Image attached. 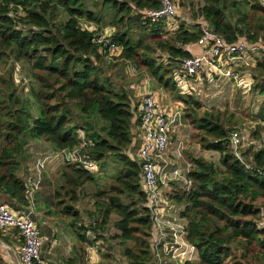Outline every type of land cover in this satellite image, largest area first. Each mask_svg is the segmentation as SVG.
Returning a JSON list of instances; mask_svg holds the SVG:
<instances>
[{
    "label": "trees",
    "instance_id": "trees-1",
    "mask_svg": "<svg viewBox=\"0 0 264 264\" xmlns=\"http://www.w3.org/2000/svg\"><path fill=\"white\" fill-rule=\"evenodd\" d=\"M204 2L200 16L190 24L193 26L186 27L184 22L179 30L168 33L160 22L141 20V12L160 8L158 0H102L113 9L111 24L120 27L110 39L122 49L121 58L138 64L159 88L168 92L178 91L172 74L181 59L193 55L187 47L195 45L201 37L199 18L228 44L245 41L264 46V6L260 0ZM86 3L87 0H0V62L10 56L16 63H27L32 70L30 80L39 86L38 90L30 88L37 106L36 118L31 115L29 100L15 97L17 89L13 84L8 85L13 88L8 100L0 99V141L7 143L0 152V193L13 201L15 208L27 207L26 185L19 177L18 162L26 158V141H43L56 152L73 151L81 145L78 132L82 130L87 141L84 156L98 164L108 155L115 156L123 166L115 184L96 197L106 199L102 203V223L97 221L89 227L82 223L77 206L81 188L96 184L98 173L67 164L62 173L65 182L57 189L54 200L60 210L58 214L63 215L67 228L83 246L75 250V256L67 263H84L86 248L96 244L88 239L87 233L90 230L104 233L115 215L118 221L113 226L118 234L112 240L135 243L134 248L125 250V258L130 264H151L153 213L143 191L141 164L136 156L130 155L140 125L138 102L125 89L117 93L100 81L98 67L107 60L101 53L102 46L94 42L96 32L88 31L83 25L100 26L102 19ZM232 10L238 15L235 21L228 15ZM134 15L138 16L137 25L148 29L150 38L157 41L154 50L142 40L132 38ZM156 51L168 56L167 65L161 58L152 56ZM250 71L256 83L252 94H256L257 83L260 79L264 81V58ZM5 83L4 79L0 80L3 98ZM261 91L259 94H264V85ZM177 98L185 106L192 104L191 111L186 106L184 118L197 131L196 142L204 150L220 154L222 166L218 169L204 158H192L188 174L191 190L187 192L173 184L176 190L168 194L170 203L185 207L181 217L188 223L187 240L198 253L199 260L185 264H243L249 257L264 264V226H261L264 142L259 149L249 147L240 160L230 141L239 130L238 120L229 109L199 114L201 102L192 97ZM74 110L83 116L85 127L75 124ZM93 116L105 124L100 131L89 123ZM259 119L262 126L256 128L255 138L264 135V107ZM126 199L128 202L123 201ZM233 245L242 247L244 254L240 258L233 256Z\"/></svg>",
    "mask_w": 264,
    "mask_h": 264
},
{
    "label": "built area",
    "instance_id": "built-area-1",
    "mask_svg": "<svg viewBox=\"0 0 264 264\" xmlns=\"http://www.w3.org/2000/svg\"><path fill=\"white\" fill-rule=\"evenodd\" d=\"M159 9H149L141 12L142 21L162 23L168 33H174L180 28L177 20L178 12L172 0H158ZM264 6V0H260ZM90 32H96L94 42L101 45V53L108 63H116L120 59L121 48L113 44V30L100 32L94 25H83ZM201 49L198 54L184 57L179 61L172 78L182 95L192 97L205 103L204 95L207 89L218 81L231 83L242 92L243 98L249 97L255 85L251 69L264 58V46L239 41L228 44L217 35L209 25L201 23V37L195 44ZM165 65L169 63L168 56L161 58ZM130 77L139 75L135 66H129ZM138 85V84H137ZM135 96L140 113V128L143 133L142 146L137 158L141 164L143 191L148 195L149 207L154 220L153 255L155 264H185L196 259V248L187 240V220L181 217L184 206H173L169 193L176 190L172 184L180 183L185 191H190L192 182L188 174L192 165L183 170L172 167L169 153L172 149V136L178 135L183 127L184 108L174 112L162 109L157 93L151 87L148 79L142 86H136ZM246 98V99H247ZM81 145L73 151H59L39 159L25 177L26 194L30 201L42 188L43 170L52 159L59 158L63 162L97 173L98 162L88 159L82 154L87 146L85 132L80 130ZM234 154L243 160V149L250 143L245 142L243 132L235 131L231 138ZM177 155L182 157L185 142L179 140ZM247 146V147H246ZM246 147V148H245ZM171 185V188H170ZM169 189V191H166ZM31 201V202H32ZM34 208L25 211H13L5 204H0V230L17 231L23 241L19 249L21 264H49L42 257L43 240L37 222L33 219Z\"/></svg>",
    "mask_w": 264,
    "mask_h": 264
},
{
    "label": "rangeland",
    "instance_id": "rangeland-1",
    "mask_svg": "<svg viewBox=\"0 0 264 264\" xmlns=\"http://www.w3.org/2000/svg\"><path fill=\"white\" fill-rule=\"evenodd\" d=\"M177 7V12H179V15L177 17V20L179 21L180 25L184 24L185 19H192L190 22H193V19H197L200 16V10L205 5L204 0H172ZM87 7L90 11L95 12L98 16H100V27L104 28L107 26H113L112 23V17L114 15L113 9L110 8L109 5H104L102 3V0H87ZM244 10V8H243ZM229 16L232 17V20L235 21L238 17L237 13L232 10L228 13ZM180 18V19H178ZM62 20H65V16H62ZM142 20V19H141ZM138 16H133V28H131L132 33L131 36L135 41L142 40L144 44H149L151 46V50H154L155 44L157 41L152 40L150 38V32L147 30H144V28H140L138 24ZM199 23L204 22L202 18L198 19ZM205 23V22H204ZM87 25H91L87 23ZM193 25L186 24V27H191ZM120 28V27H118ZM115 27L116 31L118 32L120 29ZM156 58H164L166 57L165 53H157V51L152 55ZM140 62V59H139ZM138 62V63H139ZM129 66H135L137 69L139 75L138 79L131 80L130 73L128 70ZM99 78L100 81L105 84L106 86H109L111 90L120 93L122 92V89L129 88L131 84L137 83L140 80H143L145 76H148L146 71L141 67H138V64L124 60L120 61V59L116 63L108 64L106 62L101 63L99 65ZM32 73V70L25 62H14L10 56H6L1 62H0V80L4 79L5 84L3 86V93L6 94V97L3 98L0 96L1 100H8V96L13 93V88L8 85H14V87L17 89V92H15V97H19L20 101L24 99L29 100V105H31V115L33 118H36L37 112H36V104L35 101L32 100V96L30 93V88H35L38 90V84L34 83L30 80L29 76ZM252 74V73H251ZM138 80V81H137ZM256 85V83H255ZM262 85H264L263 79H260L257 83L258 89L256 94H252L247 100L246 98L241 95L237 89L235 90V97L232 101V103H226L223 101H220L218 104L217 102L214 103L213 107L210 108L205 103L202 104V108L198 110L199 114L204 113L205 111H211V110H221L224 111L226 109H229L230 112L234 114V116L238 120V126L236 127L239 129L238 131L243 132V135L245 137V142L249 141L250 145L241 151L247 150L251 146H255L257 149H259L262 146V142H264V135L260 136L261 138H255L254 132L256 131V128L258 126H262V123L259 119V115L264 107V94H259L262 91ZM131 90V89H130ZM130 92H133L132 90ZM173 98H177L179 92H171ZM183 98L188 99L189 97L184 95ZM137 101V99H135ZM262 100L263 103H258ZM163 99H161V104L163 103ZM2 101H0L1 103ZM15 102V101H14ZM138 102V101H137ZM189 107V105H186ZM183 104L184 110H186V107ZM24 107V104L20 106L19 108ZM192 104L189 107L188 111H191ZM18 109V108H17ZM74 122L75 124L81 125L85 127V123L82 120V115L79 111L74 110ZM32 121V120H31ZM186 130L184 132L185 136L179 138L177 136L174 138V143L172 146V149L170 150L169 156H171L172 161V167L174 168H180L181 170L183 168H186L188 164L192 162V158L198 159V158H204L209 162H213L216 164L218 169H222V166L219 163L220 160V154L214 151H207L202 148L200 144H198L195 140V133L197 132L194 129L193 124L190 120L187 119ZM89 123L95 127L97 131H100L101 128L105 125L100 119L96 116H93L92 119L89 121ZM139 135V133H138ZM137 141H135V147L130 151V155L137 157V151L141 148L142 142L140 137H137ZM182 140L185 142V150L183 152L182 157H178L177 155V145L175 142H179V140ZM178 140V141H177ZM27 144L25 145V143ZM24 143L25 145V152H26V158L23 160L18 159V162L20 163L21 168L23 169V172L27 168L28 163H35L40 158H45L48 155H53L52 153L55 152V150L51 147V149H47L45 146V142L40 141L37 145L34 144L36 141H32L28 139ZM7 143L3 140L0 141V152L2 151V148ZM48 146V145H47ZM28 148V149H27ZM255 148V149H256ZM30 151L32 154V158L27 159V152ZM171 154V155H170ZM27 159V160H26ZM174 161H173V160ZM27 161V162H26ZM29 161V162H28ZM51 161H57L62 162L61 159L55 158ZM50 161V162H51ZM48 164V163H47ZM122 163L119 162L118 159L115 158V156L108 155V158L105 159V161L100 163L101 169H99L98 174L96 175V184H90L86 185L83 188H81V194H80V200L78 204V208L82 214V223H85L87 226H95L96 222L102 223V215H101V209L102 203L106 201V199L99 200L98 194L101 191H108L110 187H112L113 184H115L116 180L118 179V176L120 174V171L122 170ZM67 164H65L63 171L67 169ZM46 183V182H45ZM124 202H128V200H123ZM51 198H47L43 202V206H46L48 208L51 206ZM171 205H173L171 203ZM175 206V205H173ZM23 210V208H22ZM14 211H19L14 209ZM21 211V210H20ZM25 211V210H23ZM33 219L38 222L37 217L35 216V213L32 215ZM68 218L67 220H69ZM66 220V221H67ZM71 221V220H70ZM118 221V217L113 215L111 217V223L108 225V230L104 231V233H95L93 231H89L87 233L88 238L91 241H95L102 243L101 246H99L98 250V262L97 264H130V262L125 258L124 253L127 248H134L135 243L134 242H125V243H119L118 241H113L112 237L117 235L118 232L114 229V223ZM261 226H264V216L261 219ZM106 228V229H107ZM60 241H63L67 244L66 238L63 236L62 233L58 234ZM96 236H101L100 239H96ZM102 241V242H101ZM96 245V244H95ZM93 247V246H92ZM46 248V247H45ZM233 250V256H237L240 258L244 251L241 246H232ZM86 264H91V262H95L96 256L94 254L89 255V251L86 250ZM44 256V244L42 246V257ZM151 264H155L154 255L152 258ZM199 260V258L197 259ZM247 262L244 261L243 264H260L257 262H254L252 257H249L246 259ZM95 264V263H94Z\"/></svg>",
    "mask_w": 264,
    "mask_h": 264
},
{
    "label": "crops",
    "instance_id": "crops-1",
    "mask_svg": "<svg viewBox=\"0 0 264 264\" xmlns=\"http://www.w3.org/2000/svg\"><path fill=\"white\" fill-rule=\"evenodd\" d=\"M178 19H180V18H178ZM190 20L191 19H185L182 21H184L186 24H193V22H190ZM97 28H99L100 32H103V33L107 32V31L111 32V30H113L114 34L116 32V29L114 26H107L104 28L97 26ZM187 50H189L193 54H198L201 52V49L195 45H192L190 47L188 46ZM119 54H120V61H123V59L121 58L122 49L119 51ZM107 63H108V61H107ZM108 64H111V63H108ZM128 70H129V67H128ZM129 73H130V70H129ZM129 78H131V80H136V79H138V76L137 77H129ZM148 79L151 81L152 89L157 93V96L159 99V104H160L162 109H165L166 111H169V112H174L177 109L182 107V105L184 104L182 101L178 100V98H176V99L173 98L171 92H168L162 88H159L157 86V84L149 76H145L143 78V80H140L137 83H133V84H131V86L129 88L126 87L124 89L128 93H130L135 99H137V97L135 96V89L134 88L136 86H142L146 82V80H148ZM130 89L133 92H130L131 91ZM177 89H178V87H177ZM236 89L237 88H235L231 83H225L224 84L221 81H218L215 85L211 86L209 89L204 91L205 92L204 101H206V104L208 106H210V108L213 107L214 103L217 102V104H218L220 101L225 102V104L226 103H232V101L235 97V90ZM237 91H239L242 95V92L240 90L237 89ZM177 92H179L178 96H181V97L184 96V95H182V93L180 92L179 89ZM251 95H252V93L249 95V97ZM161 99L164 100L162 104H161ZM247 99H245V100H247ZM258 103L261 104L263 102L261 100ZM138 116L140 119V113L139 112H138ZM187 122H188L187 119L183 118V127L179 131L178 135L174 134L172 136V143H174V141H175L174 138H176L177 136H179V138H181L182 133H183V136L186 137L184 134V132L186 130V127H185L186 125H184V124ZM138 133H139V135H138ZM137 137H140L141 142H143V133L141 131L140 125H138L137 129H136L135 141L138 140ZM178 140H180V139H178ZM39 142L40 141H36L34 144L37 145ZM176 143L177 142H175V144ZM45 146L47 147V149H51V146L50 145L47 146L46 143H45ZM138 151H139V149H138ZM138 151H137V154H138ZM169 157H171V156H169ZM28 158H32V154L30 151L27 152V159ZM40 159H42V158H40ZM170 160H171V158H170ZM36 163L37 162H35L33 164L28 163L27 168L24 172H23V169L21 167L19 168V177L22 179L23 182H25V177L30 174V170H32L34 168V165ZM65 164H67V163H65L63 161L62 162L51 161L47 164L46 168L43 170V180H42L41 190L36 194L35 199L33 201L31 200L32 202L30 201V199L28 198V196L26 194V197L28 198V206L23 208V210H26L28 208H32V209L34 208L33 211L35 213V216L38 219L37 224H38L39 229L41 231L42 240H43V244H44V256H43V258H45V260L49 264H68L67 263L68 260L75 256V250L80 248V247L83 248L82 245L80 246L78 244L77 238L67 228L68 222H65V219L62 218L63 215L58 214V213H60L59 212L60 210L59 211L57 210V203L54 200V196L56 195L57 189L60 186H62L65 182V180L62 178V173L64 172L63 169H64ZM99 169H101L100 164H99ZM184 169L185 168H183V170ZM177 184L179 185V187L182 185L180 183H177ZM170 188H171V185H170ZM166 191H169V189H167ZM1 193H0V204H5L9 207L10 210L14 211V209H15V207L13 205L14 202L9 200V198L7 196H5ZM47 198H51V202H52L51 206L48 207L49 208L48 210L46 209V206H43V202ZM77 208H78V206H77ZM16 210L23 211L21 207L16 208ZM78 210H79V208H78ZM16 212H18V211H16ZM60 217H61V219H60ZM59 233H62L63 236L66 238L67 244L64 243L63 241H60L59 236H58ZM22 244H23L22 238L17 231L0 230V264H21V260H20V256H19V249L22 246ZM101 245H102V243L97 242L96 245H94L93 247L89 246L86 248V250L89 251V255L94 254L96 256L95 262L93 261V262H91V264L99 263L98 262L99 256L97 255L98 254L97 249ZM195 257H196L195 260H197L198 254H196ZM86 262L87 261L85 259L84 263H76V264H86Z\"/></svg>",
    "mask_w": 264,
    "mask_h": 264
}]
</instances>
